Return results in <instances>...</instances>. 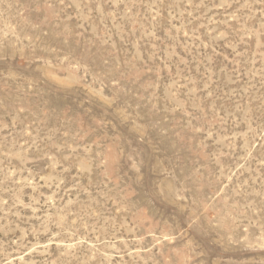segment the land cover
<instances>
[{
  "label": "rangeland",
  "instance_id": "obj_1",
  "mask_svg": "<svg viewBox=\"0 0 264 264\" xmlns=\"http://www.w3.org/2000/svg\"><path fill=\"white\" fill-rule=\"evenodd\" d=\"M0 264H264V0H0Z\"/></svg>",
  "mask_w": 264,
  "mask_h": 264
}]
</instances>
